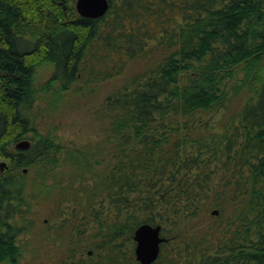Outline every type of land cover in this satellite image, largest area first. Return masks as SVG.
I'll use <instances>...</instances> for the list:
<instances>
[{"label":"trees","instance_id":"1","mask_svg":"<svg viewBox=\"0 0 264 264\" xmlns=\"http://www.w3.org/2000/svg\"><path fill=\"white\" fill-rule=\"evenodd\" d=\"M107 1L88 18L74 0H0V264L30 239L55 264H139L140 223L164 238L150 264H264V0ZM152 53L101 102L93 143L62 150L38 130L39 91L79 92Z\"/></svg>","mask_w":264,"mask_h":264},{"label":"rangeland","instance_id":"2","mask_svg":"<svg viewBox=\"0 0 264 264\" xmlns=\"http://www.w3.org/2000/svg\"><path fill=\"white\" fill-rule=\"evenodd\" d=\"M156 59V54L152 53L145 58L130 61L118 75L97 84L83 87L79 92L67 91L55 94L49 92L42 96L39 91V100L33 108V113L38 121V130H44L52 134L62 150H69L73 146L84 143H93L100 136L101 131H99L100 128L95 122V117L99 115L98 110L105 96L118 86H121L130 77L151 67L156 62ZM49 71L50 68L46 65L36 68L34 73L36 87H39L46 80ZM0 161L4 160L0 158ZM59 161V165L55 168L56 172L66 171L67 163ZM41 201L34 208L36 213L34 215V226L38 228L37 231L42 228L40 222L48 215L49 209H52V206H49L44 199ZM56 219L53 218L50 223L56 222ZM26 239H28L27 235L20 237L22 245ZM28 241L19 264H40V259L43 260L41 264H55L58 256L56 252L54 254L50 248L49 252L46 255L44 254L45 256L41 255L39 257L34 248H38L40 245L35 240L30 239ZM44 242L42 245L44 248H48L46 240ZM32 250L35 253L32 254ZM29 254L39 258L35 260V257L31 258Z\"/></svg>","mask_w":264,"mask_h":264},{"label":"water","instance_id":"3","mask_svg":"<svg viewBox=\"0 0 264 264\" xmlns=\"http://www.w3.org/2000/svg\"><path fill=\"white\" fill-rule=\"evenodd\" d=\"M107 6V0H74L73 2L75 12L79 16L88 18L101 16L107 9ZM28 146L29 140L25 138L13 143V147L16 149H26ZM3 167H5V162L0 161V171ZM216 212V210L211 211L212 214ZM159 230V225H150L147 223H140L134 228L131 235L134 242L133 256L134 260L139 264H150L156 259L159 252V243L164 240Z\"/></svg>","mask_w":264,"mask_h":264}]
</instances>
